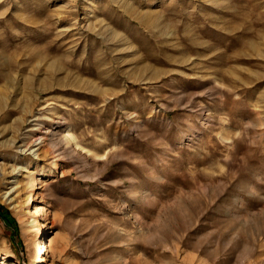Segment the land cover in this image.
<instances>
[{"label": "rangeland", "instance_id": "obj_1", "mask_svg": "<svg viewBox=\"0 0 264 264\" xmlns=\"http://www.w3.org/2000/svg\"><path fill=\"white\" fill-rule=\"evenodd\" d=\"M0 264H264V0H0Z\"/></svg>", "mask_w": 264, "mask_h": 264}, {"label": "bare ground", "instance_id": "obj_2", "mask_svg": "<svg viewBox=\"0 0 264 264\" xmlns=\"http://www.w3.org/2000/svg\"><path fill=\"white\" fill-rule=\"evenodd\" d=\"M21 136V135H20ZM36 141H38V142H36ZM43 141V138H35V139H33L31 142H29V144H25V145H20L19 146V148H21L22 150H28V149H31L32 148V146H34L35 144L34 143H36V145L37 144H39V143H41ZM22 143V142H21ZM21 146H24L23 148L21 147ZM31 150H33V152H35L34 151V148L33 149H31ZM22 167V166H21ZM16 167H14V168H11V170H10V173H14L15 171H16ZM21 188V187H20ZM19 188V189H20Z\"/></svg>", "mask_w": 264, "mask_h": 264}]
</instances>
